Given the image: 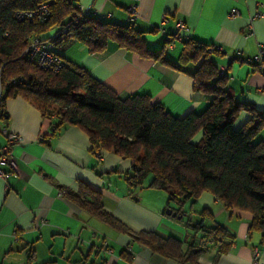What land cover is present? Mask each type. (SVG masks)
<instances>
[{
	"label": "crops",
	"instance_id": "obj_1",
	"mask_svg": "<svg viewBox=\"0 0 264 264\" xmlns=\"http://www.w3.org/2000/svg\"><path fill=\"white\" fill-rule=\"evenodd\" d=\"M74 4L91 8L101 21L132 24L151 51L162 49L167 37L180 36L164 52L174 63L186 40L214 46L219 54L211 61L224 70L226 89L250 109L264 113V62L262 69L248 62L264 46V0H76ZM233 9L239 14L230 19ZM259 13L261 17L256 16ZM64 55L84 65L121 100L147 95L176 118L191 112L200 115L209 106L205 95L193 90L196 64L180 72L113 43L97 54L76 43ZM2 95L0 84V99ZM6 110L9 121L0 122V154L8 135L17 134L22 141L11 146L16 173L7 180L0 177V264H29L31 255L30 264H179L92 217L63 195L62 189L78 192L80 183L100 193L105 210L135 233L155 232L185 242V247L200 242L202 234L194 238L184 222L166 215L176 206H168L165 191L144 188L129 195L124 175L131 170V160L106 150L98 159L85 132L67 127L53 133L56 120L46 119L21 98L9 99ZM250 118V111H242L235 128ZM258 141L264 142V128ZM0 169L9 170L2 165ZM204 209L214 216L204 226L211 228L214 222L223 226L230 242L222 246L209 242L198 264H264V247L260 235L251 231L250 213L227 211L213 194L204 192L192 208L190 202L185 204L184 221L200 222Z\"/></svg>",
	"mask_w": 264,
	"mask_h": 264
},
{
	"label": "trees",
	"instance_id": "obj_2",
	"mask_svg": "<svg viewBox=\"0 0 264 264\" xmlns=\"http://www.w3.org/2000/svg\"><path fill=\"white\" fill-rule=\"evenodd\" d=\"M75 1L0 0V122L8 124L7 101L21 98L46 119L56 120L53 133L77 127L88 135L94 155L106 150L131 160V170L124 175L129 195L144 188L165 191L168 206H176L171 210L182 216L180 221L188 233L194 238L202 234L199 243L191 241L185 247V242L172 237L131 231L105 210L101 194L85 183H80L76 193L62 189L63 195L153 253L179 264H198L209 242L220 246L227 243L230 236L223 226L215 222L211 228L204 226L206 219L214 220L209 210L201 211L198 223L184 221L185 204L190 202L192 208L204 192L213 194L227 211L250 213L251 231L260 235L264 247V142H255L264 128V113L250 109L226 89V78L211 61L219 54L217 49L189 39L183 43L178 62H171L164 56L168 43L151 51L143 33L132 24L101 21L95 13L80 19ZM44 3H51L46 23L16 19L17 12L33 11ZM54 35H59L55 54L64 63L59 73L41 69L24 58L31 40L48 41ZM76 43L84 45L90 54L105 52L113 43L180 72L196 64L193 90L205 95L209 106L200 115L191 112L176 118L147 95L121 100L94 79L84 65L64 55ZM244 110L250 111L251 118L236 129L235 122ZM32 260L33 255L29 264Z\"/></svg>",
	"mask_w": 264,
	"mask_h": 264
},
{
	"label": "built area",
	"instance_id": "obj_3",
	"mask_svg": "<svg viewBox=\"0 0 264 264\" xmlns=\"http://www.w3.org/2000/svg\"><path fill=\"white\" fill-rule=\"evenodd\" d=\"M74 1V0H69ZM50 6L51 3L41 4L36 10L33 11H19L16 13V19L18 21H29L46 23L50 17ZM77 13L80 19L92 17L94 12L91 8L83 7L82 5H76ZM130 12L133 13V19L135 18L136 7L130 8ZM239 12L237 9H233L230 13L229 18L235 19ZM257 17H261V14H256ZM184 28V27H182ZM68 31V28L65 32ZM59 35H54L52 39L48 41H42L39 39H33L29 42L27 49L24 53V58L29 63L37 65L41 69H46L54 73H59L64 67L63 61L55 54V41L58 40ZM174 40H181L180 36L167 37L168 46H171ZM251 65L257 66L259 69L263 68L264 62V46L260 47L258 54L248 61ZM220 76H224V70L220 71ZM44 142V135L41 139ZM22 139L17 134L8 135V145L2 149L0 154V165L9 168L8 171L0 169V177L7 180L9 177L16 173V165L11 152V146L17 142H21ZM96 157L102 159V153L97 152ZM259 253L257 250L254 251V261H257Z\"/></svg>",
	"mask_w": 264,
	"mask_h": 264
},
{
	"label": "water",
	"instance_id": "obj_4",
	"mask_svg": "<svg viewBox=\"0 0 264 264\" xmlns=\"http://www.w3.org/2000/svg\"><path fill=\"white\" fill-rule=\"evenodd\" d=\"M134 200H137L136 198H133ZM166 215H168V216H171V217H173V218H177L178 220H181L182 219V216H180V215H177V213L176 212H173L171 209H167L166 210Z\"/></svg>",
	"mask_w": 264,
	"mask_h": 264
},
{
	"label": "rangeland",
	"instance_id": "obj_5",
	"mask_svg": "<svg viewBox=\"0 0 264 264\" xmlns=\"http://www.w3.org/2000/svg\"><path fill=\"white\" fill-rule=\"evenodd\" d=\"M150 178H151V176H149L146 181H148Z\"/></svg>",
	"mask_w": 264,
	"mask_h": 264
}]
</instances>
